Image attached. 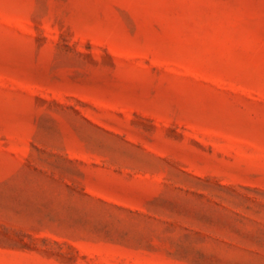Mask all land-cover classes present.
I'll return each mask as SVG.
<instances>
[{"label": "rangeland", "instance_id": "rangeland-1", "mask_svg": "<svg viewBox=\"0 0 264 264\" xmlns=\"http://www.w3.org/2000/svg\"><path fill=\"white\" fill-rule=\"evenodd\" d=\"M0 264H264V0H0Z\"/></svg>", "mask_w": 264, "mask_h": 264}]
</instances>
